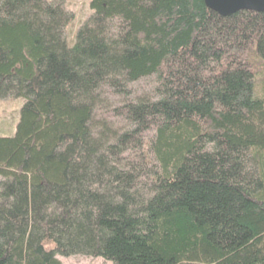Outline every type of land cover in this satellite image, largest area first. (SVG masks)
Masks as SVG:
<instances>
[{
  "label": "trees",
  "instance_id": "16d2710c",
  "mask_svg": "<svg viewBox=\"0 0 264 264\" xmlns=\"http://www.w3.org/2000/svg\"><path fill=\"white\" fill-rule=\"evenodd\" d=\"M0 0V264H264V13Z\"/></svg>",
  "mask_w": 264,
  "mask_h": 264
},
{
  "label": "rangeland",
  "instance_id": "374dc122",
  "mask_svg": "<svg viewBox=\"0 0 264 264\" xmlns=\"http://www.w3.org/2000/svg\"><path fill=\"white\" fill-rule=\"evenodd\" d=\"M54 1V0H48ZM62 2L67 11L74 15V20L67 28L69 46L76 40L77 31L86 23L93 11L90 8L91 0H56ZM24 100H0V137H12L19 121L20 111ZM63 264H111L101 258L92 259L80 256L69 258L58 257Z\"/></svg>",
  "mask_w": 264,
  "mask_h": 264
},
{
  "label": "water",
  "instance_id": "95a60500",
  "mask_svg": "<svg viewBox=\"0 0 264 264\" xmlns=\"http://www.w3.org/2000/svg\"><path fill=\"white\" fill-rule=\"evenodd\" d=\"M206 7L221 17H229L239 11L264 13V0H203Z\"/></svg>",
  "mask_w": 264,
  "mask_h": 264
}]
</instances>
